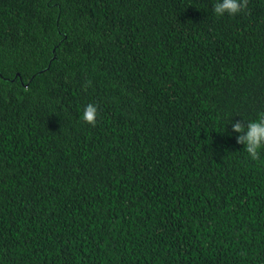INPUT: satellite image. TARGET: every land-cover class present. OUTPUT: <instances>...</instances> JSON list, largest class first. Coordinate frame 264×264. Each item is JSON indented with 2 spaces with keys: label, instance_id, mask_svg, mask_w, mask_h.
Instances as JSON below:
<instances>
[{
  "label": "trees",
  "instance_id": "trees-1",
  "mask_svg": "<svg viewBox=\"0 0 264 264\" xmlns=\"http://www.w3.org/2000/svg\"><path fill=\"white\" fill-rule=\"evenodd\" d=\"M216 2L0 0V264H264V0Z\"/></svg>",
  "mask_w": 264,
  "mask_h": 264
},
{
  "label": "clouds",
  "instance_id": "clouds-1",
  "mask_svg": "<svg viewBox=\"0 0 264 264\" xmlns=\"http://www.w3.org/2000/svg\"><path fill=\"white\" fill-rule=\"evenodd\" d=\"M248 0H217L213 5V12L217 17H223L225 14L235 16L242 11L247 10ZM91 85V81H86L83 86L85 89ZM97 106L89 103L83 113L82 121L95 127L97 122ZM232 130L237 133H243L237 139V143L245 145L244 151L255 161L260 157V150L264 149V112H262L255 121L247 122V126L241 121L232 124Z\"/></svg>",
  "mask_w": 264,
  "mask_h": 264
}]
</instances>
